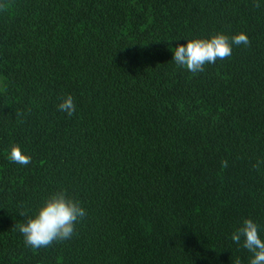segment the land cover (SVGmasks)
<instances>
[{
    "label": "trees",
    "instance_id": "obj_1",
    "mask_svg": "<svg viewBox=\"0 0 264 264\" xmlns=\"http://www.w3.org/2000/svg\"><path fill=\"white\" fill-rule=\"evenodd\" d=\"M258 3L0 0V264H250L231 236L250 218L264 240ZM241 32L250 44L202 72L172 60ZM59 192L87 215L68 240L26 245L15 225Z\"/></svg>",
    "mask_w": 264,
    "mask_h": 264
},
{
    "label": "clouds",
    "instance_id": "obj_2",
    "mask_svg": "<svg viewBox=\"0 0 264 264\" xmlns=\"http://www.w3.org/2000/svg\"><path fill=\"white\" fill-rule=\"evenodd\" d=\"M253 6L260 7L258 0H253ZM248 36L241 32L229 37L223 33L212 35L209 39H191L186 44L175 48L173 59L177 66L196 74L204 71L205 64L215 63L217 59H225L232 54V46L249 45ZM61 112L69 117L75 114L76 104L70 94H66L58 105ZM9 160L24 166L31 163V157L25 155L19 145L13 144ZM222 167H227V161H221ZM259 170V164L254 165ZM21 215L26 213L21 212ZM87 215L79 201L68 198L64 192L51 195L33 217L25 223H17L16 228L24 237L25 244L34 249L49 247L54 241L72 238L76 224ZM243 238V247L252 258L250 264H264V240L259 235L258 225L252 219H244L242 225L231 236L233 242L239 244ZM235 264H240L239 259Z\"/></svg>",
    "mask_w": 264,
    "mask_h": 264
}]
</instances>
